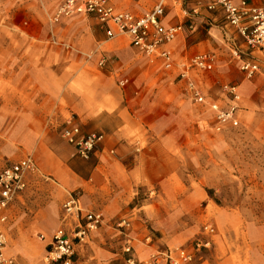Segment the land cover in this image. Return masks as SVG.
Returning <instances> with one entry per match:
<instances>
[{
	"label": "crops",
	"instance_id": "obj_1",
	"mask_svg": "<svg viewBox=\"0 0 264 264\" xmlns=\"http://www.w3.org/2000/svg\"><path fill=\"white\" fill-rule=\"evenodd\" d=\"M22 1L26 8L22 12L26 27H7L11 35H19L18 51L21 54L18 53L14 59L19 68L13 74L6 73L5 83L0 86V170L31 155L38 173L27 176L26 187L12 199L5 211L6 221L0 225L4 235L3 256L11 260V264H18L16 256L22 259L27 250L22 251L21 256L17 251L15 254L7 241H24L23 237L31 239L34 234L39 240L35 241L33 248L44 255L47 243L59 226L62 202L68 193L78 191L82 208L100 213L105 224L128 218L133 255L138 260L146 259L155 244L146 232L142 240L135 242L138 234L132 232L137 217L134 208L118 219L110 213L115 209L125 210L131 199V195L124 193L118 196L114 188H104L106 179L111 178L110 168L114 161L123 167V162L132 165L134 159L156 161L155 148L157 144L163 145L156 134L164 119L158 122V118L169 106L165 97L171 92L172 85H176L177 77L172 78L174 73L177 74L181 65L195 54L208 51L215 55L212 70L217 69L214 80L218 79L217 73L225 64L234 62L239 67L240 61L232 53V47L242 46L241 37L223 24L219 14L207 12L204 8L198 10L193 18L195 25L189 29V11L195 6V0H189L182 9L168 8L162 23L166 26L184 24V28L171 43L162 47L168 49L172 56V64L165 67L161 57L145 56L131 46L125 34L108 38L91 17L75 15L53 26L45 25L40 18V9L48 10L55 4L51 14L63 0ZM112 1L118 7L138 13L145 12L153 4V0ZM5 14L11 18V12L5 10ZM80 17L92 20L97 26L88 25L83 29L82 37L76 38L78 26L72 23ZM90 54L92 57L87 59ZM137 56L143 61L139 62L135 58ZM100 58L102 61L98 64ZM125 66L130 67L128 71L136 76L135 81L137 77L138 80L144 78L142 73L145 71L153 74L156 80L150 93L143 95L144 92L138 89L122 91L112 85L115 77L120 88L130 82V77L122 73ZM67 69L70 71L66 72ZM76 69L98 78L90 95L71 91L68 87L67 82L76 77ZM206 72L209 71L191 70L190 74L207 98L218 102L197 79ZM122 80L124 85L120 84ZM177 81L193 99L184 81ZM71 115L81 133L102 135L87 162L81 160L75 149L54 131L58 128L60 135L63 123ZM142 140L146 142L145 148H142ZM165 142L166 139V145ZM19 225H23L22 229ZM105 228L90 234L89 243L94 251H88V255L95 257V264H126L123 247L128 230L124 232L117 228L109 232ZM34 253L28 252V264L41 261L40 256ZM79 253L84 251L79 250ZM194 255L195 251L193 258Z\"/></svg>",
	"mask_w": 264,
	"mask_h": 264
},
{
	"label": "rangeland",
	"instance_id": "obj_2",
	"mask_svg": "<svg viewBox=\"0 0 264 264\" xmlns=\"http://www.w3.org/2000/svg\"><path fill=\"white\" fill-rule=\"evenodd\" d=\"M23 4L22 0H0V86L5 83L6 73L13 74L19 68L14 64L20 51L19 35H11L7 27H26ZM54 6L40 9L45 25H54L49 22ZM5 10L11 12L10 19ZM72 24L78 26L76 38L82 37L88 25H95L84 17L77 18L75 23L73 20ZM135 58L143 61L140 56ZM129 68L125 66V72L121 71L130 77V82L120 88L115 77L112 85L122 91L138 89L143 95L150 93L156 80L153 74L145 71L144 78L137 77L135 81L136 76ZM215 70L200 74L201 78L197 79L222 106L230 103L224 87H237L238 123L216 130L208 106L195 102L176 78V85H172L165 97L169 106L158 118V122L164 119L156 134L163 145L157 144L155 148L156 161L134 159L132 165L123 162L124 167L114 161L110 168L111 178L106 179L104 188L116 189L118 196L131 195L125 210L115 209L110 213L118 219L134 208L137 217L132 232L138 234L135 242L142 240L145 232L149 233L155 244L152 253L175 247L194 248L192 264H264V64L251 78H245L234 62L222 66L216 80ZM86 74L76 69L74 80L67 82L71 91L92 93L98 78ZM54 131L60 137L59 129ZM141 145L145 148L146 142L142 140ZM90 157L81 160L87 162ZM112 223H104L91 233L101 227L114 232L117 221ZM206 225L213 231H206ZM130 229L126 230L127 234ZM90 234L76 246L70 264H95V257L88 255V251H94L89 243ZM23 240L7 241L15 254L17 251L21 256L27 250L22 259L16 256L20 264H28V252L32 251L40 256L38 264H61V261L47 263L46 252L43 255L33 248L39 240L36 234Z\"/></svg>",
	"mask_w": 264,
	"mask_h": 264
},
{
	"label": "built area",
	"instance_id": "obj_3",
	"mask_svg": "<svg viewBox=\"0 0 264 264\" xmlns=\"http://www.w3.org/2000/svg\"><path fill=\"white\" fill-rule=\"evenodd\" d=\"M189 0H153L151 7L145 12L118 7L112 0H63L49 15V22L58 23L64 18L75 15L91 17L108 38L125 34L130 45L145 56H157L164 60V66L172 64V56L163 46L171 43L183 30L184 24L166 26L162 19L166 10L182 9ZM195 6L189 11L188 28L194 27L193 18L200 8L210 13L219 14L224 25L231 27L242 40V46L232 47V53L239 59V70L245 78H251L261 71L264 63V0H195ZM92 55L86 56L90 59ZM102 58L99 59L101 64ZM215 55L204 51L192 56L181 65L176 77L183 80L191 92L195 102L207 104L212 112L214 128L221 130L228 125H236L237 104L239 98L237 87L226 85V93L230 95V103L221 106L217 101L208 99L195 84L191 70L211 71L214 68ZM121 85L125 81H120ZM61 138L71 145L82 159H88L96 150L102 135L96 133L83 134L73 115L69 116L60 129ZM38 173V167L31 155L0 170V225L5 223V211L12 201L26 187V179L30 174ZM62 215L60 225L53 232L46 249V262L61 261L70 264L76 246L83 242L89 234L104 224L100 213L82 208L79 196L68 193L61 204ZM117 228L126 231L130 228L128 218H121ZM212 232L213 228L205 226ZM126 244L123 252L126 264H186L193 258L194 248H167L164 251L151 253L146 259L138 260L133 255L131 238L126 233ZM42 239V237H39ZM198 246L199 243H196ZM4 235L0 229V264H11L3 256Z\"/></svg>",
	"mask_w": 264,
	"mask_h": 264
}]
</instances>
